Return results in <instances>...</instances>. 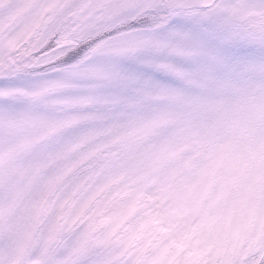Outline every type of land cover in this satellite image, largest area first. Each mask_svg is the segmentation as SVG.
<instances>
[{
    "label": "snow or ice",
    "instance_id": "1",
    "mask_svg": "<svg viewBox=\"0 0 264 264\" xmlns=\"http://www.w3.org/2000/svg\"><path fill=\"white\" fill-rule=\"evenodd\" d=\"M0 264H264V0H0Z\"/></svg>",
    "mask_w": 264,
    "mask_h": 264
}]
</instances>
